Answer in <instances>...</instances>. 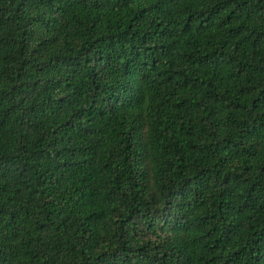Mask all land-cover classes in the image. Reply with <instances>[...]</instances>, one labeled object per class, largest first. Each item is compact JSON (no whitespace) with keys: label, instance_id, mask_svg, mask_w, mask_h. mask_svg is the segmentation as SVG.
<instances>
[{"label":"trees","instance_id":"16d2710c","mask_svg":"<svg viewBox=\"0 0 264 264\" xmlns=\"http://www.w3.org/2000/svg\"><path fill=\"white\" fill-rule=\"evenodd\" d=\"M0 264H264V0H0Z\"/></svg>","mask_w":264,"mask_h":264}]
</instances>
